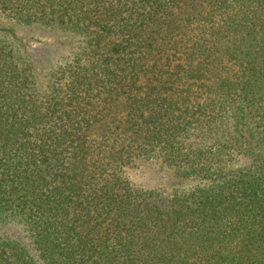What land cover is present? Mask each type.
Here are the masks:
<instances>
[{
  "label": "trees",
  "instance_id": "1",
  "mask_svg": "<svg viewBox=\"0 0 264 264\" xmlns=\"http://www.w3.org/2000/svg\"><path fill=\"white\" fill-rule=\"evenodd\" d=\"M0 18L81 39L41 90L0 26V264H264V0H0ZM153 161L205 184L144 189L129 173Z\"/></svg>",
  "mask_w": 264,
  "mask_h": 264
},
{
  "label": "rangeland",
  "instance_id": "2",
  "mask_svg": "<svg viewBox=\"0 0 264 264\" xmlns=\"http://www.w3.org/2000/svg\"><path fill=\"white\" fill-rule=\"evenodd\" d=\"M0 26L11 30L12 36L15 34L12 39L18 41L24 55L34 63L38 87L41 90L46 89V72L81 42L79 37L71 34L59 33L40 26L20 25L2 18H0ZM234 161H237L234 166L237 169L246 165L249 159L240 155ZM129 175L131 180L140 187L159 190L166 195L191 191L205 184V181L186 178L177 170L154 161L142 163L139 167L132 169Z\"/></svg>",
  "mask_w": 264,
  "mask_h": 264
}]
</instances>
